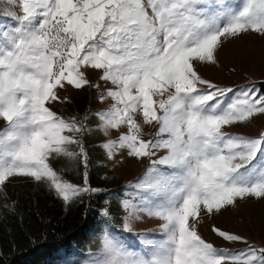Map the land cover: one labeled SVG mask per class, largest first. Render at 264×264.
Wrapping results in <instances>:
<instances>
[{"label": "snow or ice", "instance_id": "obj_1", "mask_svg": "<svg viewBox=\"0 0 264 264\" xmlns=\"http://www.w3.org/2000/svg\"><path fill=\"white\" fill-rule=\"evenodd\" d=\"M8 2L19 12L0 18V191L24 177L66 208L90 203L107 191L89 182L84 137L94 132L113 169L147 160L139 177L109 194L118 210L105 199L95 227L86 225L96 250L61 238L50 264H264V247L245 237L212 226L223 241L246 245L233 250L198 231L242 202L264 200V131L230 130L264 115V84L230 87L200 73L219 67L220 53L242 36L264 38V0ZM86 87L106 106L83 117L53 111L71 102L61 92ZM59 161L82 167L83 182L61 175ZM116 218L135 240L115 231ZM149 221L158 228L137 229Z\"/></svg>", "mask_w": 264, "mask_h": 264}, {"label": "rangeland", "instance_id": "obj_2", "mask_svg": "<svg viewBox=\"0 0 264 264\" xmlns=\"http://www.w3.org/2000/svg\"><path fill=\"white\" fill-rule=\"evenodd\" d=\"M5 10L19 12V8L10 4L8 0H0V18L4 17ZM233 68H235L236 71H233ZM200 73L204 78L220 85L237 87L254 82L257 90H260L261 85L264 84V38L259 34L242 36L240 40L235 41L233 44L226 45L224 50L220 53L219 67H201ZM99 75L100 73L98 71L88 73L89 79L93 82L98 80ZM100 83L103 87L104 82L100 81ZM96 91V89H89L86 87L83 90L69 89L66 93L61 92V95L68 96L71 102H56L53 111L65 118L72 115L83 117L84 114L90 110L94 111L105 107L106 105L101 104L95 98ZM88 123L90 127L94 126V118ZM2 126L3 122H0V127ZM230 130L237 134L257 136L261 131H264V115H259L254 118L253 123L249 126L240 125L233 127ZM104 139L105 138L102 135L95 132L92 134H86L84 137V144L90 159L89 182L93 187L107 190L99 195L101 197V204L98 211L106 206L104 203L105 199H110L112 201L113 211H117L118 197L109 194L119 193L124 185L139 177L144 172L147 160L143 163L128 160L122 166H117L113 169L112 162L106 159L104 150L99 147ZM66 164V161H59L55 163L54 167L61 175L71 182L77 184L82 183L84 169L82 167L77 168L75 165H68L66 167ZM106 176L108 178H105ZM41 190L53 195L51 192L47 191L43 185L35 183L29 178H10L9 181L6 182L3 190L0 191V213L11 205V195L23 191H31L34 193ZM60 202L65 210L70 208H66L62 200H60ZM5 205L8 207H5ZM98 219L99 217L97 215V220ZM159 223V221H149L137 225V229H157ZM115 224V231L121 233L120 226L122 220L116 218ZM95 225L93 227H95ZM213 225L222 230L230 231L234 234L245 237V239L254 246L264 247V200L255 201L249 199L246 203H240L239 207L235 210L225 212L223 215H218L214 219L205 220L203 225L198 228L201 236L217 247H224L233 250L243 249L246 245L242 242L223 241L222 238L218 237L211 230ZM121 234L124 239L128 241L135 240V236L132 233ZM92 235L90 229L85 242L78 248L84 249L85 245L89 244L93 250H96L98 242L93 241ZM53 259H51L48 264H50Z\"/></svg>", "mask_w": 264, "mask_h": 264}, {"label": "trees", "instance_id": "obj_3", "mask_svg": "<svg viewBox=\"0 0 264 264\" xmlns=\"http://www.w3.org/2000/svg\"><path fill=\"white\" fill-rule=\"evenodd\" d=\"M10 202L0 213V264H48L61 238L71 237L76 247L85 242L90 230L86 225L96 224L101 197L67 210L44 190L15 193Z\"/></svg>", "mask_w": 264, "mask_h": 264}]
</instances>
